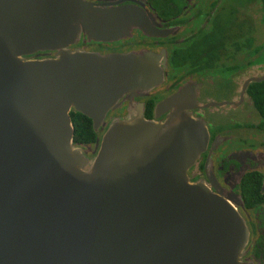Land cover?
I'll return each instance as SVG.
<instances>
[{"label":"water","instance_id":"water-1","mask_svg":"<svg viewBox=\"0 0 264 264\" xmlns=\"http://www.w3.org/2000/svg\"><path fill=\"white\" fill-rule=\"evenodd\" d=\"M138 22L86 0H0V264H246L237 205L190 179L204 122L179 109L101 123L154 84L146 59L70 46L122 39ZM72 109L107 127L94 148L75 146Z\"/></svg>","mask_w":264,"mask_h":264},{"label":"flooded vegetation","instance_id":"flooded-vegetation-1","mask_svg":"<svg viewBox=\"0 0 264 264\" xmlns=\"http://www.w3.org/2000/svg\"><path fill=\"white\" fill-rule=\"evenodd\" d=\"M86 1L129 8L139 22L122 39L89 41L83 35L70 49L102 56L142 53L145 81L154 82L141 86L138 96L122 95L101 123L135 116L164 122L179 109L204 122L208 146L189 169L190 179L237 205L250 233L243 262L264 264V5L254 7L257 17L249 15L258 36L242 41L237 34L215 35L237 20V0ZM169 100L173 104L161 106ZM106 130L95 129L93 144H74L94 148Z\"/></svg>","mask_w":264,"mask_h":264},{"label":"rangeland","instance_id":"rangeland-1","mask_svg":"<svg viewBox=\"0 0 264 264\" xmlns=\"http://www.w3.org/2000/svg\"><path fill=\"white\" fill-rule=\"evenodd\" d=\"M225 3H232V0H223ZM263 0H237V20H234L230 24H225L215 35L216 36H242V41H245V36L256 35L258 36L257 21H252L249 15L252 17L256 15L254 7H263ZM244 7L248 8V13L244 11ZM263 13V12H262ZM221 26H219L220 28ZM237 37V42L239 41ZM247 38V37H246ZM238 45V43H237ZM245 45V44H243Z\"/></svg>","mask_w":264,"mask_h":264},{"label":"trees","instance_id":"trees-1","mask_svg":"<svg viewBox=\"0 0 264 264\" xmlns=\"http://www.w3.org/2000/svg\"><path fill=\"white\" fill-rule=\"evenodd\" d=\"M71 118L75 129V142L93 144L98 134L91 120L80 113L72 114Z\"/></svg>","mask_w":264,"mask_h":264}]
</instances>
